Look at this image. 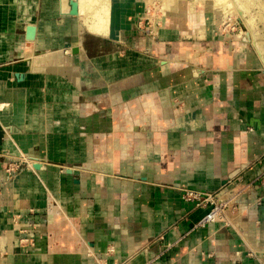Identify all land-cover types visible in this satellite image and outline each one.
I'll return each mask as SVG.
<instances>
[{"label": "crops", "instance_id": "crops-1", "mask_svg": "<svg viewBox=\"0 0 264 264\" xmlns=\"http://www.w3.org/2000/svg\"><path fill=\"white\" fill-rule=\"evenodd\" d=\"M71 1L0 0V264H264V60L211 11L121 0L113 37ZM184 188L242 195L198 226Z\"/></svg>", "mask_w": 264, "mask_h": 264}, {"label": "bare ground", "instance_id": "bare-ground-1", "mask_svg": "<svg viewBox=\"0 0 264 264\" xmlns=\"http://www.w3.org/2000/svg\"><path fill=\"white\" fill-rule=\"evenodd\" d=\"M76 1L78 2L81 12L83 13L82 15H83L84 23L87 24L90 30L96 33L114 37V34L118 32V26L114 28L113 26L115 22L117 25H119V4L121 0H76ZM162 1L163 3H165L163 4V7H161L163 12L166 13L170 11L171 12L180 11L183 5H187L189 10L192 11L199 20L202 18L203 13L205 11H213L215 13H221L219 14V16H222V14H226L228 11H230L234 13L235 18H237L236 14H239L240 16L238 15V17L242 18L243 21L247 23L248 27L251 30V34H252L251 42L253 47L261 56V58L264 60V22L263 25H260L259 28L255 26L254 22L256 21L253 22V20L251 19L252 17L251 18L246 17V14L250 9L251 4L253 2L254 4L260 3L261 0H259L258 2L257 0H192L189 1V3L183 2V0H162ZM145 3L148 12L149 5L152 4V0H146ZM156 23H157V19H156ZM153 28L154 31L157 33L158 28L155 29V26H153Z\"/></svg>", "mask_w": 264, "mask_h": 264}, {"label": "rangeland", "instance_id": "rangeland-1", "mask_svg": "<svg viewBox=\"0 0 264 264\" xmlns=\"http://www.w3.org/2000/svg\"><path fill=\"white\" fill-rule=\"evenodd\" d=\"M139 1H140V4L143 5V13H142L143 15H137L135 17H134V15L132 16V20L135 21L134 28H135L136 33H139V32L144 33V34L156 33L154 31L153 26H155V29H157V26H160L162 24V19H163V16L165 15V12H163L161 7H163V4H165V3H163L162 0H152V4L149 5V10L147 12V7H146V3H145L146 0H139ZM189 1H192V0H183V2H188V3H189ZM258 1L259 0H257V2ZM223 9H225V8H223ZM249 11L247 12L246 17L247 18L252 17L251 19L253 20V22L256 21V22H254L255 26L260 28V25H263V22H264V0H261L260 3H255V4L253 2L250 6ZM211 12L215 15L216 14L218 15V16L216 15V17H217L218 26L221 29V35H228L229 37H231L235 40H239L240 42L245 43L253 51H255L256 54H258L257 51L255 50V48L253 47L252 42H251V36H252L251 30L248 27L247 23H245L242 18L238 17L239 14H236L237 18H235L234 13L230 12V11H228L226 14H222V16H219V14H221V13H215L213 11H211ZM153 17H155V18H153ZM156 19H157V23H156ZM258 56L261 58V56L259 54H258ZM11 166H16V165L15 164L10 165V167ZM184 189H183V193H182L183 198L185 196ZM192 189H194V188H192ZM195 190H199V189H195ZM199 191H201V190H199ZM202 192L203 193L201 194L200 198H204L209 194V193L204 192V191H202ZM213 195H214L213 196L214 198L211 201H209L208 203L206 202V204L205 203H199L198 199H193V200H188V201H192L196 205H201V206H207L211 203L212 204L211 209L218 207L217 208L218 218L212 222H220V221L221 222H227L226 221L227 220L226 219L227 212L230 208H234V209L238 208L239 204H238L237 199L242 195V190L239 189V190L230 192V195L226 199H219L217 194H213ZM184 199L187 200L186 198H184ZM204 216L200 219V221L204 218ZM200 221L198 222V226H204V225L200 224ZM209 223H211V222H209ZM206 224H208V223H206Z\"/></svg>", "mask_w": 264, "mask_h": 264}, {"label": "built area", "instance_id": "built-area-1", "mask_svg": "<svg viewBox=\"0 0 264 264\" xmlns=\"http://www.w3.org/2000/svg\"><path fill=\"white\" fill-rule=\"evenodd\" d=\"M20 162V161H19ZM16 165V166H11L9 168V173H14L16 171L17 168H19L20 164ZM24 162V159H21V163ZM185 192V196L184 198H186L187 200H193V199H198L199 203H208L209 201H211L214 197L213 193H209L206 197L204 198H200L201 194L203 193L202 191L199 190H195V189H190V188H185L184 189ZM218 207H215L213 209H211L205 216L204 218L200 221V224L205 225L206 223L215 221L218 218Z\"/></svg>", "mask_w": 264, "mask_h": 264}, {"label": "water", "instance_id": "water-1", "mask_svg": "<svg viewBox=\"0 0 264 264\" xmlns=\"http://www.w3.org/2000/svg\"><path fill=\"white\" fill-rule=\"evenodd\" d=\"M71 6H72L71 13L72 14H77L78 13V10H77L78 2L76 0H72L71 1ZM33 34H34V27H29V38H33ZM239 171L240 170L235 171L231 175V177L235 176Z\"/></svg>", "mask_w": 264, "mask_h": 264}]
</instances>
